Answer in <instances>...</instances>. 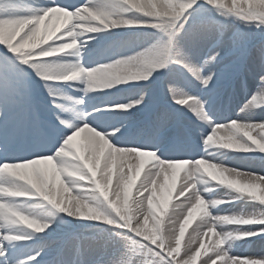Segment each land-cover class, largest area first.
Wrapping results in <instances>:
<instances>
[{"label":"snow or ice","instance_id":"6c2138e0","mask_svg":"<svg viewBox=\"0 0 264 264\" xmlns=\"http://www.w3.org/2000/svg\"><path fill=\"white\" fill-rule=\"evenodd\" d=\"M205 4L221 16H227L230 13H234L237 16L243 14L245 20L255 19L259 21L258 26L264 28V6L255 3L254 0H161L159 7H157V0H142L141 3L135 6L130 4L129 0H86L84 4L78 6L74 4L61 6L56 0H50L49 5L43 9L25 7L21 3V0H0V46H6L11 53L17 54L16 59L19 63L30 66L36 75L43 80L49 95L56 97L60 94L54 82L74 80L55 78L50 65L61 63L55 59L61 54L67 57L72 56L66 55L63 49H59L57 55H51L50 52L52 50L58 49L61 45L66 46L69 50L76 47L86 49L91 40L95 39V36L92 34L122 26L151 23L152 27L162 29L167 36V39L163 41L154 53H145L136 57L115 60L112 63H100L98 66L91 68L83 66L81 57V68L75 71L73 75H79L80 71L85 68L99 71L106 66L118 67L131 63H140L145 66L146 71L130 76L128 81H141L148 80L153 68L164 67L165 61L180 64L199 83L201 89L208 93V96L203 100L197 97H189L187 99H180L178 102L181 105L186 104L190 110L194 111L197 118L205 122L211 129V134L214 133V129L219 125H223L225 129L230 126L240 134L242 133L243 141L236 145H230V147H240L242 145L248 149L244 152L258 151L259 153H264L260 150L261 146L264 145V136L261 135V131L264 130V123H242L237 119L232 120L231 122L233 123L229 125V123H220L209 119L211 115L210 98L215 92L214 85L217 84L218 79L223 74L206 71L205 68L210 62L216 61L220 53L217 52L215 55L206 58L203 63H197L190 55L179 51L175 55L170 56V50L174 45V38L181 31L185 32L189 41L195 44L217 35L219 29L223 27L222 22L216 20L214 17L200 14ZM58 10H63V12L69 14L67 18H70L71 23L55 40H52L51 36H47L46 38L39 37V25L41 22L46 17L55 15ZM123 13H135V15L125 16ZM77 25H80V27L77 28ZM21 33L23 34L21 35ZM64 36H67L68 40L63 39L62 37ZM80 36H87V39L81 41L79 39ZM74 39L77 41L76 45L72 43ZM48 40L52 42L48 43ZM246 50V42L242 37L234 40V46L231 50L234 55L233 66L245 56ZM260 59L262 64H264V47L260 49ZM177 82L175 77L168 81L169 91L172 96L174 98L176 96H187L186 93L177 91L175 87ZM258 97L262 98L260 102L264 103V76L261 77L257 94H254L241 108V112L248 114L246 118L250 119L251 113L254 112L257 106ZM64 99L72 98L64 97ZM81 99H75V104L80 105ZM189 100H191L190 103ZM146 102V95H140L137 100L127 103L112 100L106 108L92 105L94 114L87 115V117H85L82 111H74V121L64 120L57 116L61 127L57 129V136L53 142L41 146L32 158L21 159L19 161L5 160V162L0 164V176L7 175L13 181L22 182V184L12 182L7 186L0 182V264H34V262L35 264H39L36 259L40 255L39 250L27 253L24 259L16 258L15 249L17 242L30 239L31 237L21 232L10 234L4 222L6 221L11 225L26 226L27 229L34 230L36 233L43 232L50 227L48 222H41L22 211L18 205L12 203V198L39 196L44 201L49 202L40 194L38 188L39 182L48 173L40 165L51 163L53 170L57 166L62 167V161L68 157L58 153L56 149H61L66 143H70L73 148V138L81 134V126L83 124H94L95 127H90L104 136L105 141L93 145V147L99 149V158L96 161L95 169L93 168L92 159L88 157V152L84 147L86 155L79 156L77 164L83 174L89 178L77 180L75 183L66 181V184L77 195L89 190L96 192V198L102 207L96 206L97 211L94 214L90 209L88 214L80 213L78 217L92 221H102L103 219L106 220L104 223L107 225H117L119 228L134 234L133 239L136 244V248L132 250L130 255L126 254L120 259L112 261L111 264H190V261L196 259L200 253L197 249L191 247L185 252V256H188L189 252H192L193 255L188 259H184L183 257L178 259L180 241L178 246L176 243L175 246L173 244L169 245L165 229L162 230L161 224L154 228L155 234L146 230L145 224L149 222L148 217L153 215L154 209L152 205L154 196L156 195V185L162 176L165 182H167L168 174L172 169L177 170L184 165L191 168L197 161H200L201 168L202 166H206L204 170H207V164H204L203 161L212 158L207 152L204 154L207 158H196L194 153L191 157H186L183 155V151L167 154L161 148L162 132L174 119L173 114L167 110H161L153 116L148 125L150 129L149 133L146 134L141 129L139 135L130 137L124 112L131 109L138 110ZM53 103L56 104V107H62L55 100ZM4 104L5 100L0 97V119L4 115ZM64 111H67V109H64ZM214 124L216 125L215 127H213ZM77 129H81V131H77ZM110 129L114 131L110 132ZM69 132L71 134H68ZM253 132H256L255 136ZM207 138L211 139V136L208 135ZM8 139L3 134H0V147L6 146ZM110 139L122 146L114 147L113 143H110ZM60 141H62V146ZM255 159H258L261 162V166L264 167V156H258ZM146 163L149 166L144 174V179L140 181L137 187V197L134 199V203L136 204V201L142 198L144 204L147 202V211L144 215L143 223H136V216L118 207L115 202L109 199L107 193L108 198L105 199V196H102L96 190L91 177L97 176L98 172L100 175L105 171H110L111 175L107 187L113 183V176H115L113 192L117 200H119L120 193L123 192L124 200L127 202L130 189L135 184L140 170L144 168ZM26 169H30L31 174L25 172L24 170ZM113 169H115V172ZM235 176L237 178L243 177L242 183L246 185H251L255 188L264 187V175L257 174L255 170L243 173L237 172ZM85 181L88 183L85 184ZM198 185L196 184L194 188L189 190L188 184L182 182L177 195L184 197L185 200L193 198L194 202V197L198 194L205 200L202 194L204 190L199 189ZM231 190L237 193L236 199L214 202L212 208H217L222 204L231 203L232 201L247 200L249 198L254 202H258V204L253 211H247L240 216L225 217L226 222L231 219L241 220L244 223L236 225L239 234L234 239L225 241L222 247L221 245H215L212 255L208 256L203 264H209V261H212L213 257L221 260L222 264H264V254L258 256L249 255L246 258L230 254L233 245L238 240L250 239L252 242H264V211H261L264 210V202L250 194L236 192L234 189ZM144 193H147V195H144ZM49 203L60 212L72 216L67 209H61L54 202ZM25 217L28 222H21L22 218ZM217 229L220 231L219 226H217ZM200 248H204L203 243L200 244Z\"/></svg>","mask_w":264,"mask_h":264},{"label":"rangeland","instance_id":"374dc122","mask_svg":"<svg viewBox=\"0 0 264 264\" xmlns=\"http://www.w3.org/2000/svg\"><path fill=\"white\" fill-rule=\"evenodd\" d=\"M86 0H79L78 5H82L85 3ZM21 3L25 7L31 8H38V4L35 0H21ZM226 11V10H225ZM124 15L127 13H123ZM200 14L208 15L214 17L216 20L222 22L223 27L219 29L217 35L212 36L209 39L201 40L198 43L193 44L192 42H188V38L185 32L181 31L176 36L180 38V40H174L173 48L176 50L187 53L192 57L195 61L198 57H204V59L215 55L217 52L220 53V56L217 57L216 61H212L209 67L215 66H222L227 65L230 66L228 70H226L225 76L223 75L218 79L217 84H220L219 81H230L229 87L223 89L221 95H224V107L221 109V105L217 107L216 105H210L211 109H214L216 113L221 115H230L229 118L224 120H220V123H230L232 120H236L235 115L241 112V108L244 104H246L254 94H257L258 88L260 87L261 77L264 76V64H262L260 59V49L264 47V28L258 26L259 21L255 19L245 20L243 18V14L241 16H237L234 13H230L227 16L219 15L214 9L210 6L205 4V7L201 9ZM59 17V21L64 19L63 15H57ZM44 22L41 23L40 26V34L42 36V26ZM125 29L124 32H127L128 28H134V26H123ZM122 29V27H121ZM115 30V33L112 31ZM111 32H104V35L108 36V39L112 37H121L122 32L120 29H112ZM95 36V39L91 40L92 44L96 48L99 49V43H96L97 39L99 40L100 37H97V34H92ZM40 36V37H41ZM101 36L100 42L106 37ZM246 42V54L245 56L233 66L234 55L232 54V49L234 46V40H238L240 38ZM87 39V36L83 37ZM19 39V37H17ZM151 41V40H150ZM121 42H123L121 40ZM122 44V43H121ZM6 46H0V97L5 100L4 104V115L3 118L0 119V134H8L10 141H8L6 149L8 152L13 153L12 159L9 158L8 161L12 160H21L26 158H32L35 156V153L38 149L41 148L43 145H48L56 139L57 136V129L61 127L59 125V121L57 120V116L61 117V115L65 112L63 108L64 104L68 102H72L73 105L76 107L75 99L83 98L81 93H71L69 90H58L59 93L64 92L67 93L66 97H71L72 99H66L65 101L57 102L62 105V107H56V104L53 103L54 98L49 95L47 88L44 86L43 80L36 75L35 71L30 69L29 66L22 67L23 64L19 63L16 59L17 54H13L10 51L4 50ZM182 48L183 51H182ZM95 56L98 55L94 53ZM85 61L87 62V66L85 67L91 68L94 67L92 59L94 56L92 55H85ZM69 57L63 56V59H68ZM76 58V57H75ZM117 58L116 55H113L112 60ZM222 68V67H221ZM232 68V69H231ZM235 69V70H234ZM209 71L210 68H208ZM229 72V73H228ZM229 74V75H228ZM231 74H234L231 79ZM216 84V85H217ZM215 86V85H214ZM57 87V86H56ZM58 89V87H57ZM201 92L198 88H194V90H189L183 93H186L187 96H180L181 99H187L189 97H194L196 92ZM202 94V92H201ZM122 95L121 98L124 100L122 103H127L129 101H133L132 98L128 95ZM84 99V98H83ZM179 99V98H178ZM262 98L258 97L257 106L255 110L250 115V123H261L264 122V103H261L260 100ZM85 101V100H84ZM177 100L174 101L176 103ZM214 103H217L215 100ZM89 105V103H87ZM169 105V103H167ZM108 104L99 105L100 107L106 108ZM66 106V105H65ZM67 107V106H66ZM87 107V106H86ZM217 107V108H216ZM49 108H55V112L50 113L49 115ZM84 106L81 107V109ZM92 105L88 106L87 112L92 111ZM133 109L129 111L132 112ZM173 111V109H172ZM218 111V112H217ZM248 116V114H247ZM127 122H131L134 119L130 117L127 119ZM34 122L35 125H34ZM45 125L48 127L44 130ZM172 126V124H170ZM216 125L214 124L213 127ZM186 126L183 124L181 126V130L172 134L175 137L173 141L174 147H179L181 150L184 151V156L191 157L194 153L196 158H206L204 156L205 152L214 154L211 158L215 160L216 158H222L221 153L226 154V158H224V163L228 167H234L236 169L246 167V171L255 170L257 174L264 175V167H262L259 163L258 159L255 157L264 156V153L256 152H239L227 149H219L217 150L215 147H207L204 145L199 146L197 149L195 146H192V142L189 141L186 143V136L188 135ZM114 131V130H113ZM150 130L147 128L144 129L145 133H149ZM259 131V130H257ZM209 132L211 133V129L209 128ZM207 131L205 135L209 134ZM14 133V135H13ZM68 134H71L70 132ZM181 135L182 138H179L178 135ZM192 135V134H191ZM242 135V133H241ZM253 135H256V132H253ZM167 131L162 133V141L161 145L166 143ZM66 138V137H65ZM18 140L16 144L14 141ZM62 146V141H60ZM76 144L75 137L73 138L72 145ZM172 148L169 151H172ZM59 148L56 149L58 151ZM73 150L78 154V149L76 146L73 147ZM199 150V152H198ZM54 155V153H52ZM228 156L230 158H228ZM65 159L71 160L72 157H68ZM227 159L233 162H228ZM228 162V163H227ZM42 169H46L48 173L53 171L52 164H42L40 165ZM179 167V168H183ZM205 167L202 166V169ZM210 171L209 169H207ZM25 172L31 174L30 169L24 170ZM143 172L145 173V168L140 170L139 176L136 178L135 183L140 182L142 179ZM98 176V173H97ZM57 179L59 181L64 180V176L62 174H58ZM115 180V176H113V181ZM16 183L22 184L20 181H13L11 177L5 176L4 184L7 186L9 183ZM168 182V181H167ZM165 182V180H160L158 184L163 187L164 185H170ZM65 185L66 181L64 182ZM213 184H216L215 181L210 182L208 185L199 184L197 187L199 189H207L211 187ZM227 188L226 186H222ZM227 190H230L227 188ZM89 191H83L82 193L88 194ZM206 190L203 191V197L205 200L212 199L206 195ZM235 193L234 191H232ZM113 193L112 184L108 187V197L110 194ZM131 189L129 192L128 199L131 198ZM26 200L28 201H37L33 200L31 196L26 197H19V198H12V203L22 205L21 210L24 211L26 214H29L31 217L40 220L41 222H48V215L50 208L46 207V204H43V207L34 208L33 205L25 206L23 202ZM129 201V200H127ZM157 199L153 200V209L154 206L156 209L155 211L162 207L161 203L158 202ZM226 204V203H225ZM258 202L252 201L250 198L245 200L241 199L236 201L235 203H229V207L233 210V213H238L241 211H253L255 206ZM133 205H124L123 210L129 211V214L132 215V208ZM225 206V205H223ZM25 207L32 208L31 213L27 212ZM46 207V208H45ZM221 206L217 208L210 209L212 214L218 215L219 209ZM58 214H54L57 218L62 221V224H68L73 220V216H65V213H60L58 209L55 208ZM147 210V209H146ZM195 215L196 222L200 223L201 213ZM63 214V215H62ZM156 214H160L156 211ZM222 213L221 215H230ZM26 218V217H25ZM67 218V219H66ZM68 218L70 220H68ZM27 220V218H26ZM25 219H22L21 222H26ZM86 223L89 225L84 227H77L76 229L71 231V234L66 237V241L62 244L60 251L58 253H52L51 261L52 264H65L66 259L68 258H76L82 259L86 261L88 264H111L112 261L120 259L122 256L126 254L130 255L132 250L136 248V244L134 243L133 236L134 234L127 232L119 228L117 225H107L102 221H92L86 220ZM185 226L184 234L180 236L179 228L177 229L176 236L179 237L180 247L179 253L177 258L183 257L184 259H188L192 252L188 253V256H184V253L188 251V249L195 248L199 251V255L196 257L194 261H190V264H203V262L207 259L208 256L212 255V250L215 246L214 241L218 238L215 235L209 234L208 236L200 235L194 240H186L184 239L187 233H189L188 227L189 224ZM194 224V223H193ZM69 228V226L67 225ZM193 227V226H191ZM245 227H253V226H245ZM14 230H11L10 234H17L18 232L24 233L30 236V239L21 240L17 243H25L26 246L30 245L35 240L32 239V231L31 229H27L26 226L14 225ZM206 231V229L204 230ZM217 233L219 229L216 230ZM155 234V231H151ZM204 244V248H200V244ZM227 243V242H226ZM173 245L175 246V238L173 239ZM179 242L177 243V246ZM223 245H221L222 247ZM94 249V250H92ZM40 249H33V250H26L24 254H22L21 258H26L27 253H33ZM231 255H239L242 258H246L249 255H260L264 254V242L256 241L252 242L249 240H238L235 242L231 249ZM205 258V259H204ZM48 259V260H49ZM209 264H222V261L216 257H213L212 261H209Z\"/></svg>","mask_w":264,"mask_h":264},{"label":"bare ground","instance_id":"6f19581e","mask_svg":"<svg viewBox=\"0 0 264 264\" xmlns=\"http://www.w3.org/2000/svg\"><path fill=\"white\" fill-rule=\"evenodd\" d=\"M36 2L38 4V8H34V9H43L49 5L50 0H36ZM56 2L58 4H60L61 6L65 5V4L77 5L79 0H56ZM160 2H161V0H157V7L160 6ZM186 11H188V10H186ZM132 15H135V13L125 14V16H132ZM42 22H44V25L42 26V29H41L42 30V36L39 33V37L41 36V37L46 38L47 36H51L52 40H55L56 37L59 36L60 33L63 32L64 29L71 23V20H70V18H67L64 16V19L59 21V17L57 15H53L50 17H46L45 20H43ZM40 26H41V24L39 25V28H40ZM118 29H120L121 32L123 29L122 36H123L124 40H123L122 44L121 43L118 44V41L113 42V43L110 42L111 46L108 47V50H106V48L104 46L102 48L103 52L100 51V53L98 55L94 56V58L92 59V62L94 64H96V65H94V67L98 66L100 63H112L115 60H122V59H127L129 57H136V56H139V55L145 54V53H154L156 51V49L163 43V41L165 39H167V36L164 33V31L160 28L152 27L151 23L135 25L134 28H131V29L128 28L127 32H124L125 29L123 28V26H122V29H121V27ZM100 33H102V32H100ZM100 33H96V34H100ZM22 34L23 33H21V35ZM62 38L65 40H68L67 36H64ZM79 39L81 41H83V36H80ZM174 40H180V38L175 36ZM48 41H50V43L52 42L51 40H48ZM188 42H190L189 39H188ZM92 46H93L92 44H89L86 49L81 48L82 55H84L85 52L88 50H90L89 54H92L93 51H95ZM183 49L184 48H182V51H183ZM4 50L10 51L7 49V47ZM177 52H178V50H176L175 48H172L170 50V56L175 55ZM61 55H59L55 58L59 62L75 61V58H72L70 60H69V58L67 60L63 59V58L61 59L60 58ZM113 55L117 56V58L115 60H112ZM204 60L205 59L202 56V57H198V59L195 61L197 63H203ZM82 62L85 63V60L83 58H82ZM85 64H87V63H85ZM210 65L211 64H208L206 66V68H205L206 71H209L208 68H210V70H213V72L222 73L224 76H225L226 70H228L230 68V66H227L225 64L222 66H215V67H209ZM30 69L32 70L31 67H30ZM223 75H221V77ZM173 77H175L178 81L177 84L175 85L178 92H186L189 90H194L195 87L198 89H201L199 83L191 76V74L186 69H183L182 65L177 64V63H171L169 61H165L164 67L153 68L151 74L149 75L148 80L127 81V82H124V83H121L119 85L114 86L112 89H107V90H103L100 92H91V93H89L88 96H84L83 92H82V94H83L84 100L92 99V101H94L98 104H108L112 100H119L120 102L121 101L123 102L124 100L121 98L122 95H127V96L129 95L133 101L137 100L140 95H146V101H147L146 104L141 105L139 107L141 114L146 116V118L141 120L140 125L141 126L145 125L147 127L149 125L150 121L152 120L153 116L157 112H159L161 110H167L173 114V117H179L180 124L177 126H174L172 129H169V127L164 129L165 131L167 130V137H166L167 140H166V143L164 144V147L169 146L170 148H172L174 146L173 141L175 140V137H174L175 135L173 136L172 134L179 132V130H181V126L184 124L186 126V128L188 129V132L190 133L191 142H192L191 145L195 146L198 149L199 146L204 145V140L207 138L208 135L211 134L209 132V127L205 122L200 121L197 118L195 112L190 110L187 105H182V106L180 105V103L178 102L179 101L178 98H181L180 96H176L175 98L172 96L171 92L169 91L168 81L170 79H172ZM61 83H70V84H74V85H77L78 87L83 88V85L80 84L78 81H68V82H61ZM221 83H223V82H221ZM216 86L217 85L214 86L215 92L211 95L210 99H212V97L216 93ZM113 92H116V93H113ZM203 92L204 93H202V98H201V94L198 96V98H200L201 100H203L206 96H208V93L206 91H203ZM62 97H58L57 100L62 99L61 101H65L66 99H64V97H66V94H63ZM222 97H224V96H222ZM221 98H219L218 101L223 105L224 101H222ZM175 100H177L176 103H174ZM167 103H169V105ZM221 107L223 109L224 106H221ZM63 108H67V111H65L61 115L60 118L64 119V120H68V121H74V119H75L74 111L75 112L82 111L84 113H88V115L94 114L93 111L87 112L88 107L85 106L84 108L81 109L80 106L75 107L72 102H68V103L64 104ZM172 109H173V111H172ZM111 110H113V109H111ZM114 110H119V109H114ZM174 110H175V112H174ZM126 112L127 111L124 112V115L127 118L128 114H126ZM246 116H247V114L243 113V112H240L239 114L237 113L235 115L236 120L239 119V122L250 123L249 119L246 118ZM229 117H230L229 114L228 115H221V114L216 113L214 110H211V115L209 116V119L210 120H216L219 122L220 120H224V119L229 118ZM127 125H128L129 129H131L134 126L132 123H128V122H127ZM89 126L95 127L94 124H91ZM47 127H48V125H45L44 130ZM97 130H99V129H97ZM109 131L111 132L112 129H110ZM136 131L137 130L132 131V135H135ZM207 131L209 132V134L205 135V133ZM220 135H224V133H220ZM178 137L182 138L180 134L178 135ZM75 141H76V144H74V146H76V148L78 149L77 155L78 156L86 155V152H84V149H83V144H84L83 134L76 136ZM185 141H186V143L189 142V140H185ZM110 143H113L114 147L122 146V145L116 144L111 139H110ZM180 151H183V150H181L179 147H174V148H172V151L168 150L165 152L167 154H175V153L180 152ZM198 152H199V150H198ZM184 154L185 153L183 151V155ZM9 158L12 159V153H9L8 151L4 152V150L2 149L0 151V164L5 162V160H9ZM228 158H230V157L228 156ZM227 161L233 162V161H230L229 159H227ZM148 166L149 165L146 163L144 166L145 172L147 171ZM204 167H206V166H204ZM187 168H188L187 165H184L183 168H178L176 170L175 177H173L171 175V173L169 172L167 183L170 185V187L172 186L171 189L167 185H164L163 187H161L158 184V182L160 180H164L163 176L157 182L156 195L154 196V199H157V203L160 202L162 205L161 208L164 209L163 212H160L159 208H158V210H156L157 212L160 213V214H158V216H160V218H161L162 230L165 229V227L168 223V217L173 213L174 210H176V206L187 202L184 199V197L177 195V193L179 191L180 184L183 182L185 170ZM244 169H246V167L239 168L238 170H240L241 172H246V170H244ZM113 171L115 172V169H113ZM144 174L145 173L143 172V175L141 177L142 179H144ZM5 176L6 175L0 176V182H2L3 184H4ZM98 176H99V172H98ZM60 183H61V181H59L57 179L56 180V186L59 187ZM139 183L140 182L135 183L131 187L132 193L130 194L131 198L128 199L129 201L125 202L124 194H123V192H121L120 197H119L120 203L117 205L118 207H121L122 209L124 208L125 204L126 205H133V206H131V208H132V215H134V216L139 215V213H137V210H136L137 205L134 203V199L137 197V187L139 186ZM85 184H87V182H85ZM4 185H6V184H4ZM114 186H115V180L112 183L113 188H114ZM228 191H233V190H231V189L227 190V188H224V187L217 185V184H213L211 187L207 188L205 193L208 197H211L212 199H214V198L218 199V198H222L223 194L225 192H228ZM72 194L75 195V192H73ZM83 194L87 195L85 193H83ZM144 195H147V193H144ZM233 195H237V193H233ZM31 198L33 200L38 199V202L37 201L32 202V201L26 200L25 202H23L25 204V206H28V205L32 206L33 205V207L36 209V208L43 207V204H41V203H44V204L47 203V201H44L39 196H31ZM109 199L115 203L117 202V197L114 194V192L110 195ZM225 201H227V200H225ZM232 202L235 203L236 201H232ZM17 205L20 207V209L22 208L21 207L22 205H19V204H17ZM223 205H225V206H223ZM46 207L50 208L49 212L47 213L48 223L50 224V227L45 229L43 232H40V233H36L33 230L31 234H32V239H34L35 242L31 243L28 246H26V244L23 242L17 243V247L15 249L17 259H22L21 256H22V254H24V252H26V250L40 249V255L36 258L37 261L39 262V264H52V261L49 258H51L52 253H56L61 248V244H63L66 241V237H68L71 234V230L76 229L78 226L84 227V226H87L90 224V222L89 223L85 222L86 219L79 218V217H73V220L71 221V223L69 222L67 224L69 226V228H68L65 223L62 224V221L59 218H57L56 216H54V214H58V213L55 210V207L53 205L48 203L46 205ZM156 208L154 206V209H156ZM25 209L27 212L31 213L32 208L25 207ZM144 209H145V213H146L147 202H145V204H144ZM218 212H219L218 215H221L222 213L224 214V212H225V214H229V213H233V210L229 207V203H226V204L221 205V208L219 209ZM60 213H62V212H60ZM185 214H186V209H185ZM195 214L198 215V218H199V213L196 212ZM65 216H68V215L65 213ZM92 218H94V217H92ZM68 220H70V219L68 218ZM190 221L192 223L189 224V227H188L189 233H187L185 235L186 237L184 239H186V240H189L191 237H196V233H195L194 229H196L197 225L199 224L198 222H196L197 220H196L194 213H193V217L189 219V223H190ZM141 222L143 223V217L141 218ZM4 223L7 225L9 232L11 230H14V228H13L14 225L8 224V222H6V221ZM191 226H193V227H191ZM145 228L148 231H152V230L155 231L154 230L155 225L153 224V222L151 220H149V222H147L145 224ZM178 228H179V226L177 225V229ZM176 232H177V230H176ZM190 240H192V239H190ZM92 250H94V249H92ZM184 256H185V253H184ZM47 259H49V260H47ZM34 264H35V262H34ZM65 264H88V263L82 259L78 260L76 258H68V259H66Z\"/></svg>","mask_w":264,"mask_h":264},{"label":"clouds","instance_id":"9594fccd","mask_svg":"<svg viewBox=\"0 0 264 264\" xmlns=\"http://www.w3.org/2000/svg\"><path fill=\"white\" fill-rule=\"evenodd\" d=\"M141 2L142 0H129V3L133 6ZM254 2L264 6V0H254ZM55 15H63L67 17L69 14L63 12V10H58ZM79 27L80 25H77V28ZM72 43L76 45L77 41L74 39ZM59 49H63L66 55L76 57V59L75 61L61 62L59 64L50 65V67L53 69L54 77L60 80L71 79L78 81L83 85V88L80 90L84 93V96H88L91 92H100L103 90L112 89L114 86L118 85V83L127 82L130 76L146 71V68L143 64L131 63L126 66L118 67L106 66L99 71L85 68L80 71L79 75H73L75 71L81 68V48L76 47L72 50H69L66 46L61 45L58 49L52 50L50 54L57 55ZM59 94L63 95L62 93ZM83 103L84 99L82 98L81 104ZM84 115L87 117L88 113H84ZM231 123L233 122H230L229 125H231ZM81 127L82 131L81 129H77V131H81V134H83V147L87 150L88 157L92 159L93 168L95 169L96 161L99 158V149L97 147H93V145L104 142L105 137L97 133L95 129L91 128L87 124H83ZM220 133H224V135H220ZM261 135L264 136V130L261 131ZM210 136L211 139L206 138L204 140L206 148L215 147L217 150L227 149L239 152L248 150L242 145L240 147H230V145H236L243 141V136L230 126L227 129H225L223 125L216 126L214 133L210 134ZM260 150L264 152V145L261 146ZM57 152L61 153L65 157H72V159H66L62 161V167L57 166V168H55L51 173L45 174L43 179L38 184L40 194L43 195L49 202H54L57 206L61 207V209H67L73 217H78L80 213L88 214L90 209L94 214L97 211L96 206L102 207L96 198V192H89L87 195H84L83 193L73 195V190L68 188L64 183L65 181L75 183L77 180L89 178L83 174L82 170L77 164L79 156L73 150L70 143L64 144L61 149H58ZM208 154L210 157L214 155L212 153ZM221 157L222 158H216L215 160L209 159L203 161L204 164H207V169L210 171L202 169L200 167V161H197L193 167L187 168L185 170L183 182L188 184L189 190L194 188L196 184L208 185L210 182L215 181L217 185L226 186L228 189H234L236 192L250 194L256 199L264 202V187L255 188L251 185L242 183L243 177L237 178L235 174L237 172H243L234 167H228L225 165L224 158H226V154L221 153ZM259 163L261 165L260 161ZM170 173L173 177H175L176 169H172ZM58 174H62L64 176V180L61 181L59 187L56 186ZM110 175V171H105L99 176L91 177L92 182L96 186V190L99 191L102 196H105V199L108 198L106 193ZM204 190L207 189L205 188ZM236 198L237 196L233 195L232 191L225 192L222 198H214L207 201L196 194L194 197V202L193 198H189L186 200V203L177 205L176 210H174L173 213L168 217V223L165 227L167 243L172 245L174 238L176 244L179 242V237L176 236L177 225L179 226L180 236H182L189 219L192 218L193 213L197 211H199L202 215L200 217V223L197 225V228L194 229L196 237H191L190 239L194 240L202 234L204 236L212 234L218 237L214 241L215 245L217 246L222 245L227 240L234 239L239 234L236 225L244 223V221L229 219L226 222L225 217L240 216L241 214H245L247 211L232 213L230 215L214 216L210 209H212L214 202H222ZM119 203V200H117L116 204L118 205ZM136 205V210L139 215L136 216L135 222L140 223L141 218L143 217L144 219L145 215L143 199H138L136 201ZM159 211L163 212L164 209L160 208ZM22 219L26 220V218ZM148 220H151L155 227H158L161 224V218L156 214L155 210L153 215L148 217ZM26 222L28 221L26 220ZM217 226L220 227V231L218 233L216 231ZM205 229L206 231H204Z\"/></svg>","mask_w":264,"mask_h":264}]
</instances>
